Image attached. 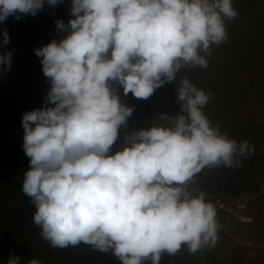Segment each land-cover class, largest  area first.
I'll return each mask as SVG.
<instances>
[{
	"label": "clouds",
	"instance_id": "clouds-1",
	"mask_svg": "<svg viewBox=\"0 0 264 264\" xmlns=\"http://www.w3.org/2000/svg\"><path fill=\"white\" fill-rule=\"evenodd\" d=\"M45 2L55 8L61 0H0V23L35 17ZM232 2L71 0L74 18L55 22L66 36L35 49L52 106L25 112L21 122L29 158L21 190L51 247L83 243L121 264H160L185 245L192 255L216 246V208L196 176L205 167H233L254 148L213 126L202 111L212 93L183 78L180 112L162 116L168 125L126 135L129 146L109 155L133 111L110 82L147 100L181 69L207 68L211 46L227 42L225 22L238 14ZM0 34L7 45V29ZM11 62V52L0 55V71ZM21 260L10 250L6 264Z\"/></svg>",
	"mask_w": 264,
	"mask_h": 264
},
{
	"label": "trees",
	"instance_id": "trees-1",
	"mask_svg": "<svg viewBox=\"0 0 264 264\" xmlns=\"http://www.w3.org/2000/svg\"><path fill=\"white\" fill-rule=\"evenodd\" d=\"M232 7L238 14L225 22L228 40L211 46L207 68L181 69L174 82L164 83L147 100L124 95L121 86L110 82L120 102L133 111L126 127L118 130L109 155L129 146L126 135L167 126L168 120L162 116L180 112L177 89L180 80L187 78L198 89L212 93L202 109L211 124L219 125L220 131L238 144L247 141L254 148V154L237 157L235 166L205 167L196 178L222 196L257 193L264 174V0H233ZM70 9L71 0H61L55 8L45 2L35 17L27 15L17 21L9 16L0 23V33L7 29L10 37L3 45L0 34V55L12 53L10 70L0 71V264H6L10 250L22 258L20 264H28L30 259L41 264H121L111 252L94 251L83 243L64 249L51 247L33 223L35 206L21 190L24 173L29 170V158L22 147L23 114L52 106L45 104L51 86L35 49L66 36L55 22L62 20L67 25L74 18ZM160 264H174L172 256L163 254Z\"/></svg>",
	"mask_w": 264,
	"mask_h": 264
},
{
	"label": "rangeland",
	"instance_id": "rangeland-1",
	"mask_svg": "<svg viewBox=\"0 0 264 264\" xmlns=\"http://www.w3.org/2000/svg\"><path fill=\"white\" fill-rule=\"evenodd\" d=\"M196 180V186L206 193V200L216 208L220 225L218 242L214 248L202 249L195 255L188 252L186 245L182 246L172 256L173 263L252 264L264 261V174L261 187L251 195L222 196L208 183L201 184L200 178Z\"/></svg>",
	"mask_w": 264,
	"mask_h": 264
}]
</instances>
